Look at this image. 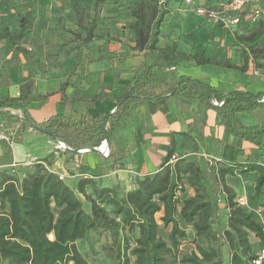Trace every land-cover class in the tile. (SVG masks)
I'll return each mask as SVG.
<instances>
[{
  "label": "trees",
  "instance_id": "1",
  "mask_svg": "<svg viewBox=\"0 0 264 264\" xmlns=\"http://www.w3.org/2000/svg\"><path fill=\"white\" fill-rule=\"evenodd\" d=\"M65 1L76 23L87 31L85 41L92 37L100 7L119 3V0H94L93 17L85 26L84 9L78 0ZM172 1H124V9L132 17L127 26L133 34V49L157 53L143 74L117 98L118 109L100 116L86 113L79 120L54 114L35 122L39 132L72 148L98 147L105 134L111 141L131 106L160 97L149 91L161 82L156 76L157 68L175 67L189 59H194L197 65L207 64L209 59L203 51L190 56L178 51L174 42L161 48L156 46L161 22L171 11ZM227 1L202 3L214 6ZM31 6L28 0L24 8H17V30L10 31L5 25L0 34L12 47L25 35ZM233 40L242 58L239 69H246L249 61L258 70L264 66V16L251 22L248 14L243 15L233 31ZM173 80L170 89L173 95L204 101L206 107L216 110L217 123L227 128L232 137L264 152V120L246 125L237 117L238 113L264 107L263 92L222 91L187 75L174 74ZM40 98L45 97L35 96L32 81L28 80L19 86L17 96L0 100V108L20 109L32 120L27 105ZM1 118L7 119L18 134L19 129L31 128L26 120L9 112L0 111ZM173 154L174 142L170 141L156 171L136 177L133 188L128 190L101 186L91 177L80 178L73 190L47 167L51 165L52 153L34 160L21 172L13 167L0 170V264H100L91 263L77 245L89 237L100 236H104V241L98 252L106 264H170L169 258L182 264H224L223 244L227 264H254L257 251L264 246V233L254 212L237 205L236 193L225 182V176L256 171L253 192L247 199L250 207L264 210L263 201L251 203L264 185V166L249 160L218 162L215 178L227 209L226 227L219 233L213 227L216 206L204 183L205 171L191 158L179 157L170 162ZM111 157L112 152L106 156ZM187 189H192L193 194L188 196ZM160 211L162 215L156 217ZM187 225L192 227L191 236L184 228ZM160 228L166 231V236L159 233ZM186 240L194 244V249L178 256Z\"/></svg>",
  "mask_w": 264,
  "mask_h": 264
},
{
  "label": "crops",
  "instance_id": "2",
  "mask_svg": "<svg viewBox=\"0 0 264 264\" xmlns=\"http://www.w3.org/2000/svg\"><path fill=\"white\" fill-rule=\"evenodd\" d=\"M36 1L37 5L48 2L51 7H56L53 0ZM93 2L94 0H78V4L84 9L85 26L93 17ZM182 2V0L170 2L171 11L161 22L156 46L161 48L174 42L178 51L190 56L203 51L209 62L197 65L194 59H189L175 67L156 69V76L161 82L149 91L160 97L129 108L110 141V152L113 153V157L107 159L106 156H101L104 161L100 172L81 170L79 164L75 163L76 153L60 150L55 139L32 128L19 129L18 134L16 128L9 126V123L8 127L1 129L6 138L0 139V170L28 166L34 160L52 153L51 165L47 167L57 175L60 174L62 181L73 190L77 186V181L83 177H91L101 186H118L122 190H128L133 188L136 177L156 171L170 141L174 142V155L177 158H191L203 170L205 159L208 158L214 159L215 164L222 160H249L264 166V152H258L248 142L232 137L227 128L218 126L215 109L206 107L204 101H191L170 92L174 84V74L191 76L222 91L227 89L218 78L225 76L226 71H231L238 79L231 90L246 89L242 86L247 83L248 73L260 74L257 69L250 66V62L244 70L237 67L241 66L242 58L239 47L233 44L226 47L212 45L189 50L185 46L187 40L184 41V37L181 36L182 29L178 27L184 26L185 23L189 24L185 20L187 13L179 9ZM66 3L62 0L69 16L66 19L60 18L59 15L57 17V20H64L66 23V31L62 28L51 29L50 21L47 29H34L26 35L28 40L20 44L21 39L15 46L20 47L19 50L22 52L31 51L34 59L29 65L23 62L8 64L0 76V100L17 96L19 86L28 80L32 81V93L45 97L31 100L27 105L34 122L42 121L54 114L79 120L86 113L100 116L113 112L117 98L143 74L145 67L151 63L152 56L157 53L133 49V34L127 26L132 17L124 9L121 0L118 4H104L100 7L98 19L92 29V37L88 41H85L87 31L76 23L72 9ZM39 8L40 6L36 7V13L41 15ZM52 13L47 12L46 17H52ZM190 13L196 18L195 23H201L202 27H212L215 35L224 34L223 36L227 37L231 33L215 20L201 17L194 11ZM67 18H70L71 26L67 24ZM210 112L215 115L211 123L206 118ZM3 120L5 119L1 118L0 123ZM24 141L35 144V151L29 150ZM256 174V171L240 173L238 174L240 179L236 183H231L228 179L230 175H226L225 182L233 188L236 196L248 197L253 192ZM186 194L192 195L193 190L187 189ZM262 201L264 185L261 193L252 197L251 203L257 204ZM224 209L227 212L225 207ZM161 215L160 211L156 217ZM184 228L193 234L191 226L187 225Z\"/></svg>",
  "mask_w": 264,
  "mask_h": 264
},
{
  "label": "rangeland",
  "instance_id": "3",
  "mask_svg": "<svg viewBox=\"0 0 264 264\" xmlns=\"http://www.w3.org/2000/svg\"><path fill=\"white\" fill-rule=\"evenodd\" d=\"M31 1V16L29 20V25L27 32L25 36L20 41V44L24 43L26 40H28V36L26 35L30 34L34 29H47L48 21L51 22L52 25H50V28L55 30L62 28L66 31L65 26L66 23L64 20H57L58 15L60 18L66 19V17L69 16L68 13H66V10L64 8V5L62 4V0H53L54 3H56V7H51L50 3L44 2L43 5H37L36 0H30ZM125 0H121V3L123 4ZM28 0H0V34L3 31V28L5 25L9 27L10 31H15L18 28V22H17V13L16 8H24L27 4ZM40 6L38 14L36 13V7ZM179 9L185 10L184 12L187 13V16L185 17V20L189 23H185L184 26L179 25L178 27L182 29L181 36L184 37V41L187 40V43H185V46L189 49H195L202 48L205 46H238L235 44L233 40V32L229 33L227 37H224L223 35H215L214 30L210 26L202 27L200 26L201 23H195L196 18L194 15L190 12H193L191 8H185L184 4L181 3L179 5ZM47 12H53L51 15L52 17H46ZM190 13V15H189ZM54 15V16H53ZM48 18V19H47ZM68 25L71 26L72 22L70 18H67ZM68 30V29H67ZM70 30V29H69ZM225 31V30H223ZM243 31V30H242ZM241 32V31H239ZM70 34V33H69ZM71 35V34H70ZM188 35V36H186ZM190 41L192 42L190 44ZM239 47V46H238ZM20 47H12L7 39L0 37V76L3 74V68L6 67V65L14 62H23L29 65L30 61L34 59L35 56L31 53V51L28 52H22L19 50ZM240 52V50H239ZM54 54V53H52ZM51 54V55H52ZM240 54V53H239ZM250 62V66L254 67L252 62ZM264 64V63H263ZM260 72L259 75H255L252 73H248L247 76V83L243 84L246 89L252 91V92H263L264 93V66L258 70ZM225 72V71H224ZM220 83L223 85L225 89L231 90L232 87L235 85V83L238 81V79L235 78L233 73L231 71H226L225 76H221L218 78ZM238 120L242 124L246 125H253L257 124L264 120V107H257L251 111H245L238 113L237 115ZM209 119L210 123L213 118H215V115H213L212 112L208 114L206 117ZM220 127H223L219 124H217ZM8 126H1L2 128H5ZM216 127V126H215ZM214 127V129H215ZM26 140V139H25ZM239 141H243L242 139H237ZM245 142V141H244ZM29 150L32 152L35 151L36 145L32 143H28V141L23 142ZM239 147V145H237ZM235 149V148H234ZM63 151V149H60ZM65 151V150H64ZM257 151V150H256ZM258 152H260L258 150ZM76 162L79 164V168L84 171H89L91 173H98L101 171V166L103 165V158L100 154L93 152V151H83L80 153H76ZM216 162L214 159H205V165L204 171H205V184L210 192L211 199L215 202L216 210H215V217L213 218V227L215 230L219 233L223 231V229L226 227V211L224 209V206L222 204V197L223 193L220 190V187L218 183L216 182L215 178V171L216 167L218 166L215 164ZM27 166H16L13 167L15 171L21 172L23 169H25ZM237 173L235 175L229 176V181L231 183H236L240 178ZM221 199V200H220ZM264 203V201L262 202ZM158 216V215H157ZM189 230V229H188ZM190 232V233H189ZM159 233L163 236H166V231L159 229ZM188 233L191 236V231H188ZM104 241V236L100 237H89L86 240H83L81 242H78L77 245L85 255V257L91 262V263H100V264H106L105 259L103 258V255L98 252L99 250V244ZM252 241L254 242L255 249L257 248V244L255 243V239L252 238ZM194 249V244L191 241H183L180 249H179V255L184 253H190ZM222 251L224 256V264H227V250L225 247V244L222 245ZM170 264H182L179 263L177 260H173L172 258H169Z\"/></svg>",
  "mask_w": 264,
  "mask_h": 264
},
{
  "label": "built area",
  "instance_id": "4",
  "mask_svg": "<svg viewBox=\"0 0 264 264\" xmlns=\"http://www.w3.org/2000/svg\"><path fill=\"white\" fill-rule=\"evenodd\" d=\"M185 8H191L197 15L215 20L217 23L221 24L223 29L233 32L243 15L248 14L251 22H255L262 16H264V0H229L227 2H221L214 6H206L201 2L196 0H182ZM214 104H219L214 102ZM7 126V120H3L0 123V139L6 138L1 126ZM57 148L65 150L64 143L57 142ZM102 154L107 156L108 150L104 141H102L99 146ZM177 157L173 154L170 158V162H173ZM15 166V164H12ZM58 177L62 179L59 174ZM237 205L247 208L248 210L254 212L260 225L261 230L264 233V210L261 207L252 208L249 206L248 199L246 195H238L235 199ZM254 264L264 263V246L257 251L256 259L253 261Z\"/></svg>",
  "mask_w": 264,
  "mask_h": 264
},
{
  "label": "water",
  "instance_id": "5",
  "mask_svg": "<svg viewBox=\"0 0 264 264\" xmlns=\"http://www.w3.org/2000/svg\"><path fill=\"white\" fill-rule=\"evenodd\" d=\"M120 103H118L114 110L118 109ZM0 111H4V112H9L11 114H14L18 117H20L22 120H26L27 123L30 125V127L34 130H37L39 131L40 128L37 126V124L29 119V118H26V116L22 113V111L20 109H12V108H0ZM57 142H62L61 140L59 139H56ZM104 142L107 146V150H108V154L110 153V149H111V146H110V141L108 140L107 138V135L105 134V139H104ZM64 143V142H62ZM64 147H65V150H67L68 152H71V153H78V152H83V151H93V152H96L98 154H100L101 156H104L102 154V151L100 150L99 146L98 147H94V146H88V147H83V148H72L70 146H68L67 144L64 143ZM107 154V155H108Z\"/></svg>",
  "mask_w": 264,
  "mask_h": 264
}]
</instances>
